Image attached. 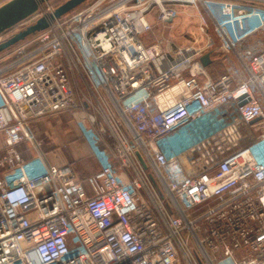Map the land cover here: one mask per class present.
I'll list each match as a JSON object with an SVG mask.
<instances>
[{"label":"built area","instance_id":"built-area-1","mask_svg":"<svg viewBox=\"0 0 264 264\" xmlns=\"http://www.w3.org/2000/svg\"><path fill=\"white\" fill-rule=\"evenodd\" d=\"M185 9L224 73L212 39L146 42ZM80 95L135 176L105 153L86 183L47 164L32 124ZM0 136V264H264V0H90L0 55Z\"/></svg>","mask_w":264,"mask_h":264},{"label":"rangeland","instance_id":"rangeland-1","mask_svg":"<svg viewBox=\"0 0 264 264\" xmlns=\"http://www.w3.org/2000/svg\"><path fill=\"white\" fill-rule=\"evenodd\" d=\"M8 1L10 0H0V7ZM67 1L68 0L51 1L50 6H56L57 8ZM87 3H89V1ZM200 24L201 22L196 17L195 13L191 12L189 9H185L182 11L181 16L170 27L156 25L154 32L147 36L146 42L151 44L161 41L163 43V48L168 47L167 44L170 42L173 44V47L175 46V50H172V54L174 55L175 51L177 52L180 48H185L188 45L202 47L206 45L209 39H212L214 42L213 48L215 47L217 50L213 52L207 51V53H212V64L208 66L207 69L214 77L215 75L222 74V68L225 71L222 59L223 54L218 49L220 48V42L212 30L208 33L200 32ZM19 30L20 27H16L13 31L5 33L1 39H8L19 32ZM219 65H222V67L220 68ZM83 91L85 95H88L84 89ZM79 100L81 103L78 108L75 107L69 112L41 118V123L38 125H36V122L32 124V133L37 144V149L41 152L47 164L51 163L47 161L46 155L53 156V159L55 158L58 162L60 161L62 164L72 166L75 174L80 180L83 179L81 177H87V181L90 176L101 170V155L105 153V157H107L112 164H115V167L119 171L124 169L135 176L132 168H123L124 159H113L114 152L118 146L115 136L106 121H104L100 114L95 113L92 108L88 110L85 107L84 109L81 95ZM90 114L94 116L96 114V121L94 123L89 119ZM118 118H120V116ZM101 129L104 131L101 132ZM0 145V149H2L3 145L1 142ZM24 146L27 148L24 151L25 157L29 159H25L26 162H34L37 159L35 150L29 145L25 144ZM80 153L85 159L80 162H73ZM151 172L152 170L149 169L148 173ZM151 174L155 176L153 172ZM158 186L160 187L159 184Z\"/></svg>","mask_w":264,"mask_h":264},{"label":"water","instance_id":"water-1","mask_svg":"<svg viewBox=\"0 0 264 264\" xmlns=\"http://www.w3.org/2000/svg\"><path fill=\"white\" fill-rule=\"evenodd\" d=\"M48 1L51 0H10L2 5L0 7V36L34 15L39 7ZM88 1L90 0H68L57 7L54 14L39 19L36 23L17 32L12 37L0 43V54L10 50L19 43L24 42L38 32L49 28L53 20L66 16ZM211 57V52H208L201 57L200 61L204 67H208L212 64ZM137 155L143 166L146 167L140 154L138 153Z\"/></svg>","mask_w":264,"mask_h":264},{"label":"crops","instance_id":"crops-1","mask_svg":"<svg viewBox=\"0 0 264 264\" xmlns=\"http://www.w3.org/2000/svg\"><path fill=\"white\" fill-rule=\"evenodd\" d=\"M57 115H58V114H57ZM41 120H42V119H41ZM34 123H35V122H34ZM36 123H37L36 125H38V124L41 123V121L38 120V121H36ZM0 142H1V144H2V138H1V136H0ZM0 148H1V145H0ZM25 149H27L26 146H24V145L19 146V151L22 153L24 159L29 160V159H27V157H25V152H24ZM46 159H47V161L50 162L51 164H62V163H60V161L58 162L55 158L53 159V156L46 155ZM83 159H85V158H83V156H82L81 153H80L79 156L76 158V160L73 161V162H80V161H82ZM83 163H84V162H83ZM85 163H87V162H85ZM87 165H89V164L87 163ZM101 167H102V166H101ZM93 172H94V171H93ZM81 178H83L82 180H84V182L86 183V178H87V177H81Z\"/></svg>","mask_w":264,"mask_h":264},{"label":"trees","instance_id":"trees-1","mask_svg":"<svg viewBox=\"0 0 264 264\" xmlns=\"http://www.w3.org/2000/svg\"><path fill=\"white\" fill-rule=\"evenodd\" d=\"M57 1V0H56ZM84 6V4L83 5H81L80 7H78L77 9H75V10H78V9H80L81 7H83ZM74 10V11H75ZM14 28H16V26L14 27ZM14 28H12L11 30H8L7 32H10V31H13L14 30ZM7 32H5V33H7ZM4 33V34H5ZM219 67L221 68L222 67V65H219ZM224 72V69L222 68V73ZM214 77H216V75L214 76Z\"/></svg>","mask_w":264,"mask_h":264}]
</instances>
